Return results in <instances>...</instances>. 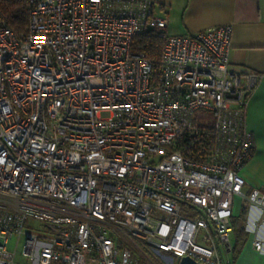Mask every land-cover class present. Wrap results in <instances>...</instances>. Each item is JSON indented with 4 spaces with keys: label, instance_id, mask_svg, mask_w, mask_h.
<instances>
[{
    "label": "built area",
    "instance_id": "built-area-1",
    "mask_svg": "<svg viewBox=\"0 0 264 264\" xmlns=\"http://www.w3.org/2000/svg\"><path fill=\"white\" fill-rule=\"evenodd\" d=\"M153 6L26 0L22 35L0 12V264H141L130 240L228 264L234 196L264 224V189L240 174L259 75L229 67V24L170 35ZM152 29L158 73L131 48Z\"/></svg>",
    "mask_w": 264,
    "mask_h": 264
},
{
    "label": "crops",
    "instance_id": "crops-1",
    "mask_svg": "<svg viewBox=\"0 0 264 264\" xmlns=\"http://www.w3.org/2000/svg\"><path fill=\"white\" fill-rule=\"evenodd\" d=\"M151 1L156 15L167 16L165 31L170 35L195 34L223 24L231 26L229 67L259 75L245 110V126L253 140L252 153L240 174L245 179V190L264 189V0ZM233 199L235 203L239 197ZM255 207L249 214L246 212L243 225L247 235L233 264H264V253L252 247L254 237L264 239V224ZM233 212L234 217L240 214L238 208ZM232 234L233 230L228 234V241ZM232 244L233 241H229L230 248ZM227 252L230 253V249Z\"/></svg>",
    "mask_w": 264,
    "mask_h": 264
},
{
    "label": "trees",
    "instance_id": "trees-1",
    "mask_svg": "<svg viewBox=\"0 0 264 264\" xmlns=\"http://www.w3.org/2000/svg\"><path fill=\"white\" fill-rule=\"evenodd\" d=\"M0 12L10 29L18 35L25 33L28 23L26 0H0ZM161 34L162 31L159 30H148L135 35L131 42L133 51L143 52L149 58L154 73H158L159 71V61L164 42ZM246 212V206L242 205L240 214L236 217H232L233 244L230 248L232 257L228 264H233L247 235V231L243 225Z\"/></svg>",
    "mask_w": 264,
    "mask_h": 264
},
{
    "label": "rangeland",
    "instance_id": "rangeland-1",
    "mask_svg": "<svg viewBox=\"0 0 264 264\" xmlns=\"http://www.w3.org/2000/svg\"><path fill=\"white\" fill-rule=\"evenodd\" d=\"M244 205L246 206V210L247 213L251 211L252 207H255L254 205L248 204L247 202H243L240 198L238 200L235 201L234 203V209L238 208L239 211L241 210V206ZM256 208V207H255ZM233 209V211H234ZM249 214V213H248ZM39 221L32 219V218H28L26 220V227L31 228V227H39ZM42 225V223H41ZM229 241L232 243L233 241V234L230 235L229 237ZM15 237H13L10 242H9V248L11 250L14 249V244H15ZM135 241H128V243L126 244L131 250L132 252L139 258L141 264H171L170 261L162 256H160L158 253L152 251L151 249H149L146 245H143L141 243H133ZM22 240L20 241L17 250H16V254H15V260L17 262L20 263H26L25 259L21 256V250H22ZM232 257V253H228L226 252L225 255V260H229ZM229 258V259H228ZM172 264H177L175 260H173Z\"/></svg>",
    "mask_w": 264,
    "mask_h": 264
},
{
    "label": "water",
    "instance_id": "water-1",
    "mask_svg": "<svg viewBox=\"0 0 264 264\" xmlns=\"http://www.w3.org/2000/svg\"><path fill=\"white\" fill-rule=\"evenodd\" d=\"M177 264H202V263H199L188 256H183L178 260Z\"/></svg>",
    "mask_w": 264,
    "mask_h": 264
}]
</instances>
